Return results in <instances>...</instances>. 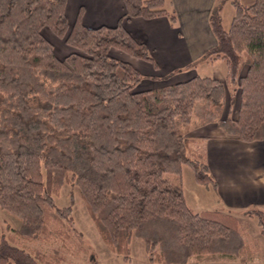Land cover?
<instances>
[{
    "label": "trees",
    "instance_id": "trees-1",
    "mask_svg": "<svg viewBox=\"0 0 264 264\" xmlns=\"http://www.w3.org/2000/svg\"><path fill=\"white\" fill-rule=\"evenodd\" d=\"M68 0H0V208L22 221L0 233V264H64L56 248L32 243L72 237V205L57 197L72 183L106 245L129 264L134 236L152 263L188 264L193 257L247 258L237 216L194 210L182 172L199 184L216 181L190 130L216 123L243 141L264 140V0L238 4L227 29L211 16L216 45L205 57L222 58L239 81V107L225 81L196 75L157 88L117 49L159 68L153 52L124 20L177 15L166 0H124L114 26L74 24ZM72 47L60 57L44 34ZM230 97V103H228ZM229 104V105H228ZM226 108L229 114L225 116ZM167 174L177 175L172 181ZM264 234V213L254 210Z\"/></svg>",
    "mask_w": 264,
    "mask_h": 264
},
{
    "label": "crops",
    "instance_id": "crops-1",
    "mask_svg": "<svg viewBox=\"0 0 264 264\" xmlns=\"http://www.w3.org/2000/svg\"><path fill=\"white\" fill-rule=\"evenodd\" d=\"M254 1L248 0L242 4L247 5ZM237 3L231 0L235 12L233 13L230 7V13L234 15ZM165 6L177 15L175 26L171 25L167 16L152 19L134 17L124 20L125 27L133 36L148 45L159 63V68L124 52H118L115 57L132 63L140 71L144 81L142 85L148 82V87L145 88H157L185 81L196 75L212 76L225 81L229 95L236 98L232 89L235 88L239 93V81L228 77L226 61L222 58L205 57L208 50L217 43L211 26V16L219 15L224 25V5L218 3V0H166ZM125 12L124 0H68L66 7V14L71 24L75 23L81 13L82 22L89 27L114 26ZM67 52L66 50L61 51L59 56L63 57ZM200 61L207 65L205 72L208 75L199 72L197 63ZM144 73L149 74L153 80H144ZM228 114L229 109L226 108L225 116ZM189 134L193 145L197 141L199 143L198 147H192V150L201 154L205 159L216 184L203 185L195 181L197 186H194L195 194L190 203L183 182L188 204L196 211L218 209L231 214L242 212L243 215L237 217L249 247L247 258L255 261L256 251L260 247L264 249V234L261 232L258 219L256 227L255 224L245 227L242 218L245 219L248 215L250 220L254 221L256 215L249 214V212L261 210L264 213V140L243 141L238 136L225 133L216 123L194 128ZM199 187H203L204 190ZM246 223L251 225L249 222ZM250 236L255 237V240L258 239L261 245L258 244L252 248L249 244ZM223 257H230V261H236L235 263L238 264H248L247 258ZM191 260L192 258L188 264Z\"/></svg>",
    "mask_w": 264,
    "mask_h": 264
},
{
    "label": "rangeland",
    "instance_id": "rangeland-1",
    "mask_svg": "<svg viewBox=\"0 0 264 264\" xmlns=\"http://www.w3.org/2000/svg\"><path fill=\"white\" fill-rule=\"evenodd\" d=\"M238 3L242 4L247 2L248 0H235ZM222 3L224 5L223 9V21L225 27L228 29L232 24L233 16H234V9L232 7L231 0H218V3ZM230 7L233 10V13H230ZM44 34L48 37L50 41L55 45V49L57 54L61 51H65L70 53L72 47L67 45L63 39H60L49 28L44 29ZM118 52H121L117 49H111L112 55H117ZM224 61V60H222ZM198 64V70L203 75L206 74V69L208 68L207 65L203 64V61H200ZM144 80L153 78L149 75L144 73ZM144 82V81H143ZM148 83V82H147ZM147 83H143L142 88L148 87ZM232 88L231 81L229 82ZM167 85V84H166ZM232 91L236 95V102L234 107V116H237L238 107H239V93L235 88ZM237 93V94H236ZM230 98L228 100V103ZM229 105V104H228ZM198 141L192 143V147H198ZM167 177L174 181L177 178L175 174H167ZM183 182L185 184L188 199L190 203L193 201V195L195 194L194 186H197V183L194 180V171L189 166H184L183 168ZM199 186V185H198ZM202 188L203 187H199ZM204 190V189H203ZM57 204L59 206H65L67 204L73 206V213L75 217V223L71 225V233L72 237L68 239H61L58 236H53L48 240L38 241L32 243L31 246L34 248H40L45 252H52L58 248L65 256V263L64 264H124V256L119 255L106 245V243L102 240L94 221L90 217L88 210L86 208L85 202L83 201L78 188L73 185L72 183L66 185L63 188L62 194L57 197L56 199ZM210 205V204H209ZM233 213V212H232ZM242 212H234V215L240 217L243 214ZM246 215V214H245ZM242 218V222L245 227H256L257 216L254 217V221L250 220V217ZM249 222L251 225H248ZM11 226L16 229H19L22 225V221L16 217L14 214L9 213L8 211L0 208V233L6 232L7 227ZM249 233V232H248ZM249 244L253 248L258 244L261 245V242L258 239L255 240V237L250 236ZM131 260L129 264H159V263H152L149 259L148 253L145 248V242L142 238L134 236L131 242ZM257 259L252 261L251 258H247L246 262L248 264H264V249L262 247L256 251ZM230 257H223L220 255H209L206 257H195L192 258L190 264H238L235 263L236 261H230ZM234 260V259H233ZM202 261V262H200ZM221 261V262H220ZM197 262V263H196Z\"/></svg>",
    "mask_w": 264,
    "mask_h": 264
}]
</instances>
